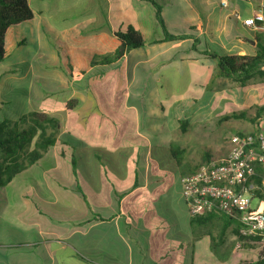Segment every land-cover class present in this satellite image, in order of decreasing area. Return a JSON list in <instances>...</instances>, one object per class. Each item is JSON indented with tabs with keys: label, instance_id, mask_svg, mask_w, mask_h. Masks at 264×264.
<instances>
[{
	"label": "crops",
	"instance_id": "crops-1",
	"mask_svg": "<svg viewBox=\"0 0 264 264\" xmlns=\"http://www.w3.org/2000/svg\"><path fill=\"white\" fill-rule=\"evenodd\" d=\"M27 1L33 18L5 36V59L16 50L28 56L0 62L11 70L0 82V123L39 112L60 128L32 165L36 178L29 166L0 188V264L255 263V245L235 249L233 222L222 237L192 226L180 181L203 159L183 167L169 149L184 152L187 128L232 115L228 105L233 114L251 110L238 107L241 90L264 92L261 77L244 87L218 77L207 54L256 55L264 0H154L168 33L186 35L178 40L164 39L143 0ZM257 16L254 26L243 24ZM128 26L145 46L82 83L93 55L112 53L119 45L112 32ZM48 35L63 51L60 61ZM228 236L233 244L223 248Z\"/></svg>",
	"mask_w": 264,
	"mask_h": 264
},
{
	"label": "trees",
	"instance_id": "trees-1",
	"mask_svg": "<svg viewBox=\"0 0 264 264\" xmlns=\"http://www.w3.org/2000/svg\"><path fill=\"white\" fill-rule=\"evenodd\" d=\"M143 1L149 2L154 7L156 19L165 40L186 38V35L173 36L169 34L161 16L160 5L154 0ZM32 18L33 12L27 0H0V62L5 57L4 45L7 30L20 23L30 21ZM112 35L118 40L119 45L112 53L93 55L90 67L94 70L83 76L82 81L84 80V82L82 83H90L100 79L106 73V69L114 65L119 69L120 62L125 54L145 46L142 33L133 26H128L123 30H114ZM207 54L216 64L217 76L230 78L240 87H244L256 77L264 79V73L259 70L264 60V47H258V52L254 56ZM98 67H101V69L96 70ZM70 76L72 78V73H70ZM77 84L74 83V85ZM85 87L89 89L90 85L86 84ZM73 103L74 101H70L67 105L68 108H72ZM244 116V113H237L223 119H240ZM180 124L182 125V123ZM59 128V121L56 118L39 112H30L17 121L5 120L0 123V188L6 186L29 166L36 164L42 154L56 142ZM169 153L177 164H181L178 156L183 151L170 148ZM209 157L210 154H205L202 159ZM196 168L190 167L188 173H192ZM191 219L193 227L199 225L204 229H216L218 236L221 237L224 236L225 231L231 225L230 222H232L219 213H212L204 217H191ZM241 264L254 263L242 262Z\"/></svg>",
	"mask_w": 264,
	"mask_h": 264
},
{
	"label": "built area",
	"instance_id": "built-area-1",
	"mask_svg": "<svg viewBox=\"0 0 264 264\" xmlns=\"http://www.w3.org/2000/svg\"><path fill=\"white\" fill-rule=\"evenodd\" d=\"M262 19L257 16L243 24L254 26ZM180 182L190 217L212 213L227 217L236 227L235 249L255 245L254 264H264V115L255 121L253 131L231 136L225 154L202 160Z\"/></svg>",
	"mask_w": 264,
	"mask_h": 264
},
{
	"label": "rangeland",
	"instance_id": "rangeland-1",
	"mask_svg": "<svg viewBox=\"0 0 264 264\" xmlns=\"http://www.w3.org/2000/svg\"><path fill=\"white\" fill-rule=\"evenodd\" d=\"M47 42V44L53 51V54L56 55L58 61H60L63 51L58 47L59 43H57L53 39L52 35H48ZM26 44L30 45L33 48L36 44V41L32 42L31 39L27 37ZM26 51V49L25 51L16 50L15 53H11L8 58L6 57L5 59L4 57V63H11L19 57L28 56V53ZM3 66L4 65L0 63V82L2 81L4 76L11 74V70L5 71V67ZM59 66L60 65L58 63L57 67ZM261 87H264V85H262ZM241 91L242 92H240V95L242 96V98H238V107H240L241 104L245 103V106L251 108V110H247V108L238 109L237 111H235V114L244 113L245 116L243 118L219 119L218 117L214 121L206 122L202 125L198 122V124H194L193 127L187 128L185 133L180 136L179 140H183L185 143L184 152L178 156V159L181 162L183 161V167H187V165H197V163L201 161L202 157L205 154H210L214 157L220 154H225L228 150H226V148L229 145L230 137L236 134H244L246 132H249L250 130H252V124H254L260 116L264 115V92L252 90L249 91L248 94H246L247 91L245 89ZM233 110L234 108L228 105L227 109H225V112L228 114H233ZM183 169L184 168H182V170ZM76 171L78 173L77 168ZM185 171H187V168L185 169ZM30 172V174L36 178V165L31 166ZM28 176H26V180L29 181L30 184H35L33 181L34 179L31 176H29L30 178L27 179ZM80 179L81 178H79V180ZM230 236H228L223 248H226L227 246H232L233 242ZM220 252L221 248H218V253Z\"/></svg>",
	"mask_w": 264,
	"mask_h": 264
}]
</instances>
